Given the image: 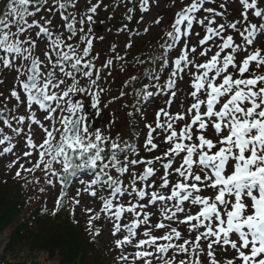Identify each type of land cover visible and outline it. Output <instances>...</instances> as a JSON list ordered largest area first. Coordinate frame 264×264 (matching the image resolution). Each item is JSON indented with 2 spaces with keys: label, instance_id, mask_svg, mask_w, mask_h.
Returning <instances> with one entry per match:
<instances>
[{
  "label": "snow or ice",
  "instance_id": "snow-or-ice-1",
  "mask_svg": "<svg viewBox=\"0 0 264 264\" xmlns=\"http://www.w3.org/2000/svg\"><path fill=\"white\" fill-rule=\"evenodd\" d=\"M159 6L0 0V166L113 264H264V0Z\"/></svg>",
  "mask_w": 264,
  "mask_h": 264
},
{
  "label": "trees",
  "instance_id": "trees-1",
  "mask_svg": "<svg viewBox=\"0 0 264 264\" xmlns=\"http://www.w3.org/2000/svg\"><path fill=\"white\" fill-rule=\"evenodd\" d=\"M144 44L135 45L133 54L147 51ZM126 128V136L137 135L130 125ZM23 183L0 179V264H113L106 250L97 246L99 238L89 242L83 223L73 224L63 211L56 217L40 214L45 202L49 209L53 207L56 191L40 194L31 186L22 187Z\"/></svg>",
  "mask_w": 264,
  "mask_h": 264
},
{
  "label": "rangeland",
  "instance_id": "rangeland-1",
  "mask_svg": "<svg viewBox=\"0 0 264 264\" xmlns=\"http://www.w3.org/2000/svg\"><path fill=\"white\" fill-rule=\"evenodd\" d=\"M176 10H178V9H176ZM157 11H159L161 13H164L166 19H170L171 18V13L174 11V9H172V8H170V7L167 6V0H160V6L157 9ZM101 31H103L102 26H101ZM158 38H159L158 33L153 32V33L149 34L148 36H146L143 40H137V42H136L135 45H137V44H139L141 42L143 44L145 43L144 45H146L147 48H149V46L146 43H148L149 41H152V43L150 44V46H151L150 50L152 51L153 50V47H154V45L156 43V40ZM109 43H111V40H109ZM147 48H146V50H148ZM145 52H147V51H145ZM150 53H152V52H150ZM118 82L119 81H117V83ZM160 103H162V101L159 102V104ZM146 110L148 111L149 114H151V112L153 110V106H148ZM118 124L121 125L120 131L125 133L126 132V129H127L126 128L127 126H124V124H123V115H121L120 120H118ZM9 178H10V175H5L3 173L2 166H0V179H9ZM79 215L80 214L78 213V217H79ZM82 223H83V221H82ZM107 236H108V233H107L106 230L104 232H102L101 236L98 237L99 238V242L97 243V246L99 245L100 247H102V249L106 250V252L112 257V255L110 254V252L108 250V240H107ZM2 246H3V243L0 242V251H1Z\"/></svg>",
  "mask_w": 264,
  "mask_h": 264
}]
</instances>
